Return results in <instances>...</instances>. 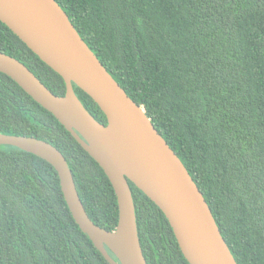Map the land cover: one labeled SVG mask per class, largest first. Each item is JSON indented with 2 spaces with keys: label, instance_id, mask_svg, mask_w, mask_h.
Returning a JSON list of instances; mask_svg holds the SVG:
<instances>
[{
  "label": "trees",
  "instance_id": "16d2710c",
  "mask_svg": "<svg viewBox=\"0 0 264 264\" xmlns=\"http://www.w3.org/2000/svg\"><path fill=\"white\" fill-rule=\"evenodd\" d=\"M55 1L180 159L236 263L264 264V0ZM0 52L65 94L62 78L1 22ZM0 133L55 147L90 220L114 230L117 202L103 170L2 73ZM128 184L146 263L188 264L163 213ZM0 264H108L74 222L54 168L10 146H0Z\"/></svg>",
  "mask_w": 264,
  "mask_h": 264
},
{
  "label": "water",
  "instance_id": "95a60500",
  "mask_svg": "<svg viewBox=\"0 0 264 264\" xmlns=\"http://www.w3.org/2000/svg\"><path fill=\"white\" fill-rule=\"evenodd\" d=\"M0 22L64 81L65 94L56 96L21 62L0 52V73L50 112L103 170L117 202L114 230H105L90 220L65 158L51 144L0 133V146L32 154L54 168L74 222L105 261L147 264L136 228L130 181L163 213L188 264H237L207 202L180 159L143 107L103 67L58 3L0 0ZM73 85L99 107L106 117L105 125L85 110Z\"/></svg>",
  "mask_w": 264,
  "mask_h": 264
}]
</instances>
